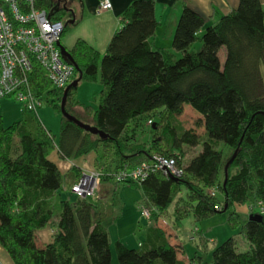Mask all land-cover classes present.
I'll list each match as a JSON object with an SVG mask.
<instances>
[{"label":"trees","instance_id":"obj_1","mask_svg":"<svg viewBox=\"0 0 264 264\" xmlns=\"http://www.w3.org/2000/svg\"><path fill=\"white\" fill-rule=\"evenodd\" d=\"M55 1L40 0V6L61 20L63 9ZM154 4L132 0L104 54L81 39L69 49L77 67L72 80L80 71L79 82L98 81L103 89L92 113L74 98L77 87L69 88L65 110L97 127L106 139L61 115L55 145L36 112L20 110L21 118L7 126L0 115V246L14 264H111L103 225L109 208L99 199L70 192L81 170L72 165L61 175L49 158L55 146L69 161L95 152L94 164L112 159L115 170L131 169L156 154L174 157L183 168L177 179L155 171L140 182L113 181L114 188L125 183L141 190L153 222L137 247L114 242L118 264H264V213L258 221L246 213H227L229 225L240 228L248 249L237 251L228 237L212 249L209 260L196 252L188 255L160 219L173 202L176 227L189 215L200 221L224 213V203L228 209L258 200L264 204V9L260 0H239L199 34L203 17L182 4L172 36L173 50L179 53L175 58L149 41L157 24ZM196 40L197 51L192 49ZM29 81L34 95L60 112L64 89L53 87L36 64ZM186 116L195 121L188 127L179 123ZM142 120H151L154 129L145 143L136 134ZM184 146L201 147L185 164L180 160ZM234 152L223 185L224 166ZM65 184L73 201L58 194ZM183 203L187 208L181 214ZM51 220L52 241L39 244L36 231Z\"/></svg>","mask_w":264,"mask_h":264},{"label":"rangeland","instance_id":"obj_2","mask_svg":"<svg viewBox=\"0 0 264 264\" xmlns=\"http://www.w3.org/2000/svg\"><path fill=\"white\" fill-rule=\"evenodd\" d=\"M72 1V0H71ZM71 3V2H70ZM61 21H66L68 13L62 11L60 13ZM164 42V50L174 54L175 58L179 57V53L174 51L171 47V41ZM167 47V48H166ZM200 48L199 40H196L192 46V49L197 51ZM220 58L223 60L224 51L221 50ZM103 86L98 81H80L74 93V98L80 103L90 108L93 113L96 108L98 99L100 97ZM188 108V107H186ZM186 110V109H185ZM194 112V111H193ZM195 113V112H194ZM36 114L43 124V126L51 132L53 135V141L55 145L59 140L61 114L53 107L46 98L40 100V105L37 106ZM196 114V113H195ZM0 115L2 122L5 126L10 125L13 122L18 121L21 118L20 105L12 98L0 99ZM154 123H158V117H153ZM195 121L192 117H184L179 122L182 126L188 127L189 124H193ZM142 126L144 130L137 129V138L145 143L150 139V132L154 129L150 124H146V120H142ZM201 150L200 146L182 148L180 154V160L185 164L190 158L196 155ZM228 153H226V157ZM49 158L58 166L61 175H65L72 165H75L80 170L88 171L91 169L101 170L103 174L111 172L112 159L102 161L101 165L94 164L95 152H89L79 158L69 161L60 157L56 146L51 150ZM105 162V163H104ZM106 175V174H105ZM109 178V177H108ZM66 184L63 189H60L58 194L61 199H68L73 201L74 196L69 193L66 188ZM185 191L182 192L184 196ZM219 199L221 195L218 193ZM91 200L97 199L105 202L109 208L107 217L103 221V225L108 233L111 251V264H118L116 254L114 251V242L116 240L123 241L129 247H137L144 237L147 226L152 222L151 220L141 218L140 213L142 207H149L140 189L129 186L125 183H118L114 188L112 179L109 181H101L99 187L95 193V196L90 197ZM260 201V200H258ZM256 201V202H258ZM254 202L253 204H255ZM227 204V203H226ZM250 204L249 206H252ZM225 205V203H224ZM175 205L174 202L168 207L166 212L161 216L164 221L166 230L176 229V239L184 246L188 255H193L195 252L204 257L205 260H209L210 252L212 249L224 241L228 237H232L236 242L237 251H244L248 249V244L240 234V228H232L227 221V213L240 212L250 214L248 203L243 205H235L226 209L224 213H216L207 219L200 221H194V218L189 215L182 219L181 223L176 227L175 221ZM186 203L181 205L179 213L184 214L186 209ZM220 208V207H219ZM252 214V213H251ZM54 219V218H53ZM160 220V219H159ZM197 228L198 232H193V229ZM55 229L54 225L49 222L47 225L36 231V241L39 244L48 243L52 241V233ZM185 259V258H184ZM186 260V259H185Z\"/></svg>","mask_w":264,"mask_h":264},{"label":"built area","instance_id":"obj_3","mask_svg":"<svg viewBox=\"0 0 264 264\" xmlns=\"http://www.w3.org/2000/svg\"><path fill=\"white\" fill-rule=\"evenodd\" d=\"M111 6V0L98 2L99 10H108ZM64 23L51 18L50 13L40 6V0H0V99L12 98L20 105V110L36 112L41 99L34 95L29 81L34 64L45 71L55 88L64 89L74 80V66L61 57L57 46ZM150 123L148 120L147 124ZM155 171L166 177L183 175V168L174 157L156 154L131 169H113L106 175L100 169L81 170L70 192L78 198H90L95 196L105 176L112 181L140 182L149 172ZM141 209V218L150 220L152 208ZM249 212L263 214V202L249 206Z\"/></svg>","mask_w":264,"mask_h":264},{"label":"crops","instance_id":"obj_4","mask_svg":"<svg viewBox=\"0 0 264 264\" xmlns=\"http://www.w3.org/2000/svg\"><path fill=\"white\" fill-rule=\"evenodd\" d=\"M132 0H111L112 6L108 10H99V0H70L73 15L68 14L67 20L72 23L66 25L60 43L71 49L78 39L85 41L99 54H104L112 35L121 26V16ZM154 16L157 21L154 35L149 39L152 47L164 48V42L169 43L174 33L182 4L187 5L204 19V26L215 23L222 15L234 9L239 0H154ZM264 9V0H260ZM167 48V47H166ZM173 48V47H172ZM162 217V216H161ZM162 219V218H160ZM153 226V222L148 227ZM146 228V229H147ZM177 236L176 229L171 230ZM0 263L14 264L6 251L0 246Z\"/></svg>","mask_w":264,"mask_h":264},{"label":"water","instance_id":"obj_5","mask_svg":"<svg viewBox=\"0 0 264 264\" xmlns=\"http://www.w3.org/2000/svg\"><path fill=\"white\" fill-rule=\"evenodd\" d=\"M58 7V6H57ZM63 11L73 15V10L71 9V7H67L65 4H63V6H61ZM73 22V19L69 20V22H65L64 25L66 26L68 23H72ZM57 46L60 50V54H61V57L66 61L68 62L69 64H71L72 66H74L76 69V64L74 63L70 53H69V50L66 49L61 43H57ZM79 73V76L74 79L73 81H71L63 90V94H62V97H61V101H60V113L62 116H64L66 119H68L69 121H72L74 122L77 126H79L80 128H82L83 130L85 131H88L90 132L91 134H96V135H99L100 138L102 139H106L107 138V135L102 132L101 130H99L97 127L95 126H90L88 124H84L82 123L81 121L77 120L75 117L71 116L70 114H68L65 110V101H66V95H67V91L69 88L71 87H77L78 85V82L81 78V72L78 71ZM235 153H233V155L231 156V158L228 160V162L225 164L224 166V181H223V185L225 184V181H226V178H227V167H228V164L231 162V160L233 159V157L235 156ZM170 178L172 179H177L175 177H172L170 176ZM227 208V204L225 203L224 205V209L222 210V212H224ZM248 219L249 220H255V221H258L260 220V215L257 214V213H254V214H249L248 216Z\"/></svg>","mask_w":264,"mask_h":264},{"label":"flooded vegetation","instance_id":"obj_6","mask_svg":"<svg viewBox=\"0 0 264 264\" xmlns=\"http://www.w3.org/2000/svg\"><path fill=\"white\" fill-rule=\"evenodd\" d=\"M56 6L61 7L63 4H65L67 7H70V0H56L55 1Z\"/></svg>","mask_w":264,"mask_h":264}]
</instances>
